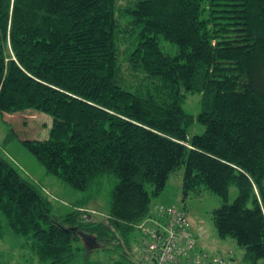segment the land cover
<instances>
[{"label": "trees", "instance_id": "trees-1", "mask_svg": "<svg viewBox=\"0 0 264 264\" xmlns=\"http://www.w3.org/2000/svg\"><path fill=\"white\" fill-rule=\"evenodd\" d=\"M193 92L196 115L181 105ZM0 114L30 135L53 124L56 137L20 142L73 188L117 177L105 222H84L77 208L51 214L0 155V233L5 222L40 264L100 245L124 264L134 224L179 168L182 199L218 195L217 235L264 264V0H0ZM195 120L204 130L188 136Z\"/></svg>", "mask_w": 264, "mask_h": 264}, {"label": "rangeland", "instance_id": "rangeland-1", "mask_svg": "<svg viewBox=\"0 0 264 264\" xmlns=\"http://www.w3.org/2000/svg\"><path fill=\"white\" fill-rule=\"evenodd\" d=\"M104 58L106 61H110L108 53H106ZM200 99V92L187 93L181 105L186 112L196 115L200 110ZM22 128L11 121L7 115L0 114V155L9 159L24 177L35 183L46 194L50 200L51 214L62 215L77 208L81 211V219L84 222H105L104 219L110 206V191L116 183L117 177L114 174H106L99 178V182L87 190L73 188L56 175L47 172L20 142V138L25 137V135L37 138L56 137L53 124L48 123L44 129L38 127L32 130L33 135L29 134L30 132L27 128ZM66 129L73 130V126L69 125L68 127L67 125ZM203 130L204 126L195 120L188 127L187 135L191 136L195 133H201ZM68 133L66 134L72 135L70 132ZM181 173L182 168L171 173L166 180L164 188L158 194L151 195V202L177 206L185 211L193 229L197 225L201 226L204 237L198 238L197 251L201 249L202 251L226 254L230 261L228 262L229 264H246L242 258L243 249L230 237L220 238L213 226L210 217L211 211L221 204V198L215 193L204 189L200 195L190 193L185 199H182ZM236 193V187L230 185L228 192L229 202L233 200ZM137 235L136 229L129 235L126 244L129 260H123L124 264H142L139 255L135 256L131 250V246L137 241ZM132 236L134 239H131ZM22 240V236L11 233L7 229L5 222H3L0 233V264H40L35 255L20 246ZM83 244L81 242V245ZM94 244L99 245L103 244V242H95ZM100 246L93 248L87 253L82 251L75 259V264H117L116 262L121 259L119 250L104 249ZM143 264L147 263L144 262Z\"/></svg>", "mask_w": 264, "mask_h": 264}, {"label": "built area", "instance_id": "built-area-1", "mask_svg": "<svg viewBox=\"0 0 264 264\" xmlns=\"http://www.w3.org/2000/svg\"><path fill=\"white\" fill-rule=\"evenodd\" d=\"M134 228L138 235L131 250L142 264H229L222 255L196 250L202 228H190L185 214L172 206L154 204Z\"/></svg>", "mask_w": 264, "mask_h": 264}]
</instances>
